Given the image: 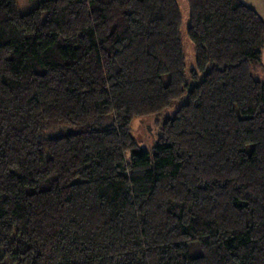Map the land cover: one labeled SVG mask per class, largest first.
Returning a JSON list of instances; mask_svg holds the SVG:
<instances>
[{"label": "trees", "instance_id": "obj_1", "mask_svg": "<svg viewBox=\"0 0 264 264\" xmlns=\"http://www.w3.org/2000/svg\"><path fill=\"white\" fill-rule=\"evenodd\" d=\"M183 1L190 71L178 0H0V264H264V19Z\"/></svg>", "mask_w": 264, "mask_h": 264}, {"label": "rangeland", "instance_id": "obj_2", "mask_svg": "<svg viewBox=\"0 0 264 264\" xmlns=\"http://www.w3.org/2000/svg\"><path fill=\"white\" fill-rule=\"evenodd\" d=\"M181 11L184 15V25L182 27V36H183V44L187 58V66L188 70H192L196 65V55L194 51V47L190 42L187 36V28L189 25V12L187 5L183 0H178ZM17 4L19 10L24 13H30L38 6V0H17ZM264 63V56H263ZM179 105L174 106V108L165 112L163 116H149V117H141L133 120L131 125V131L134 139L137 141L140 148L143 150L152 152L155 146L157 145V141L160 134V125L163 123L164 119L167 117H172ZM51 131V130H50ZM50 134L49 131L45 133V135ZM60 133L56 134L59 135Z\"/></svg>", "mask_w": 264, "mask_h": 264}, {"label": "crops", "instance_id": "obj_3", "mask_svg": "<svg viewBox=\"0 0 264 264\" xmlns=\"http://www.w3.org/2000/svg\"><path fill=\"white\" fill-rule=\"evenodd\" d=\"M245 3L252 6L264 19V0H243Z\"/></svg>", "mask_w": 264, "mask_h": 264}]
</instances>
